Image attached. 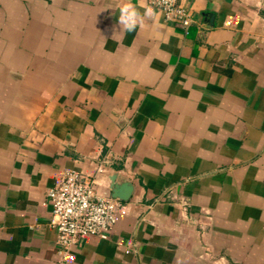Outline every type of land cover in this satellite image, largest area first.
I'll use <instances>...</instances> for the list:
<instances>
[{"label":"crops","instance_id":"0c3cea01","mask_svg":"<svg viewBox=\"0 0 264 264\" xmlns=\"http://www.w3.org/2000/svg\"><path fill=\"white\" fill-rule=\"evenodd\" d=\"M122 2L0 0V264H264V0ZM98 167L131 194L63 255L47 190Z\"/></svg>","mask_w":264,"mask_h":264},{"label":"built area","instance_id":"2783aa9c","mask_svg":"<svg viewBox=\"0 0 264 264\" xmlns=\"http://www.w3.org/2000/svg\"><path fill=\"white\" fill-rule=\"evenodd\" d=\"M151 7L162 11L165 19L186 28L193 18L186 0H148ZM98 167L91 174L63 171L47 190L51 206V224L56 229L55 244L63 255L78 240L88 236L107 238L117 220V197L97 190Z\"/></svg>","mask_w":264,"mask_h":264},{"label":"clouds","instance_id":"9594fccd","mask_svg":"<svg viewBox=\"0 0 264 264\" xmlns=\"http://www.w3.org/2000/svg\"><path fill=\"white\" fill-rule=\"evenodd\" d=\"M164 4H169L170 0H163ZM143 12H141L140 7L132 2V0H123L119 8L118 23L121 30L124 32H135L138 27H142L145 18H153L157 15L154 8L142 5Z\"/></svg>","mask_w":264,"mask_h":264},{"label":"water","instance_id":"95a60500","mask_svg":"<svg viewBox=\"0 0 264 264\" xmlns=\"http://www.w3.org/2000/svg\"><path fill=\"white\" fill-rule=\"evenodd\" d=\"M131 186V183L128 181L116 184L114 187H111L112 196L122 200L128 199L131 194Z\"/></svg>","mask_w":264,"mask_h":264}]
</instances>
